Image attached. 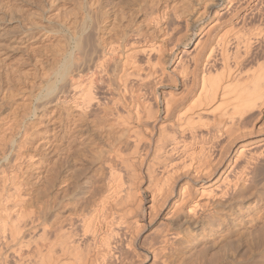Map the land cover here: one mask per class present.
Wrapping results in <instances>:
<instances>
[{
	"label": "bare ground",
	"instance_id": "6f19581e",
	"mask_svg": "<svg viewBox=\"0 0 264 264\" xmlns=\"http://www.w3.org/2000/svg\"><path fill=\"white\" fill-rule=\"evenodd\" d=\"M56 1L58 0H52L49 4L50 13L58 6ZM239 1H217V9H214L216 22L212 23L213 26L211 25L210 29L207 26L208 29H205L206 32L204 30L202 39L198 40L192 50L183 49V54L181 53L182 55L170 72L167 71L165 65L167 60H163L166 58L163 57L164 48L162 49V45H160L162 42L157 43L151 40L152 34H149V38L145 32L146 37L143 33L142 36L146 39L141 38V35H135L138 39L131 37L133 40L125 35L126 32H123L124 36L122 33L120 35L122 41L115 38V40L110 39L102 48L103 50L100 48L102 53L100 54V51L99 56L95 57L94 54L93 58L84 62L76 54L73 56L74 58L68 55L66 48L61 50L59 58L57 56V62H62V64L57 67L54 61V64L52 63L54 67L52 65L49 67L53 71V73L51 70L49 72L52 73L53 77L47 79L48 92H45L46 96H49L47 102L55 101L62 105V108L58 107L57 151L59 154L57 155L60 157L58 156L59 159L56 161L58 166L56 165L55 174L61 175L63 168L71 165L75 155L73 147L77 139L84 134L83 132L88 131L87 133L91 132V134L96 132L97 134L94 127H99L102 122L109 120V116H112V121L116 122H112L113 125L122 126L123 130H126V140L116 142L114 135L117 133H115L113 137L111 134V137L115 139L112 143L111 141L108 142L105 136L107 144L110 145L107 153L105 151L104 158H101L102 162L98 163L102 164L103 167L101 173H99L100 171L96 172V175H100L99 178L97 177L98 179L96 178L98 183H95L100 184L98 186L94 184L95 187L93 188L89 186L92 191L89 189L84 191L90 194L89 197L83 196L86 198L89 211L82 216L75 214L78 217L77 221L73 214L63 220L60 218L59 225H56L58 224L56 222V224H52L56 225L55 228L47 223L48 208L41 210L40 206L39 212H36L37 209L28 210L30 206L28 204L34 197L32 195L31 199L28 198L25 192L28 191L29 193L30 191L27 190L28 188L24 190L26 185L24 186L25 182L22 177L23 166L33 160V156L29 157V153L24 155L25 152H23L28 147L26 146L28 131L25 129V131H19L18 136L12 140L15 147L10 154L11 156L8 154V147L10 146L6 143L7 148H1L3 152H0L6 157V154L10 156L0 163V263L6 264V261L9 260L11 264H177L173 259L168 261V258L177 257L178 252L182 250L184 243L180 241L181 239L186 241L184 239L185 232L194 230L193 240L195 244L198 243L200 241L199 231L205 225H208L211 231L215 230L217 225L223 223V221L221 222L222 216L219 214L225 213L221 209L229 208L232 210V205L237 206L242 199L248 201L247 210L243 213L240 210V213L235 215V212L228 210L230 215H234L230 217L235 218L239 214L244 223L241 226L247 229L246 233L250 237V248L260 250L262 255L260 259H264V61H259V64L248 65L249 62L254 61H251L248 56L250 47L248 44L252 37L246 32L247 29L246 31L245 28L242 29V26H245L252 18L251 16L260 8V0H249V3L246 2L249 6L245 8L243 7L247 5L246 3L241 7L244 0L240 1L241 6L238 5ZM33 2L32 4H34ZM77 2L79 3L76 1V4ZM110 3H113L112 0L99 1L98 7L96 5L97 11L94 12L97 14L96 20L100 16H98L99 8ZM36 4L38 5L37 2ZM38 9H41V14H38L39 17H36L35 20L30 18L31 29H24L20 33L23 35L17 36L21 45L28 36L34 38L44 29L50 31L53 36L62 32L57 24L59 14L55 13V10L50 15L47 12L49 22L47 21V24L45 22L44 25L45 9ZM92 9L95 10V7ZM25 12L28 11L24 10ZM81 12L79 10V14ZM153 12H157L155 15L159 14L157 10ZM31 13L29 11L27 16ZM258 13L260 16L262 15L261 12ZM81 14L83 16V13ZM22 16L24 15L22 14ZM174 16H176L174 26L176 24L178 26L179 23L175 21L181 20V13L176 10ZM155 17L157 19H153L159 21L158 17ZM167 17L172 20V17ZM162 18L165 19V17ZM96 20H93L94 23ZM155 21L154 24L161 23L158 21L155 23ZM183 21L182 18V22H179L183 23ZM170 22L173 21H169L168 26L171 25ZM94 23L92 27L96 30L97 26ZM182 25H179L177 30ZM87 26L86 20L82 22L80 27L74 26L76 29L72 34L79 36L76 39L78 47L84 46L82 34ZM161 27L163 26L161 25ZM93 28L91 29L93 30ZM123 30L125 29L123 28ZM256 30L258 29L256 28ZM33 31L36 32L31 35L30 33ZM156 31L159 33L160 29ZM94 32L91 35L95 34ZM166 33L169 35L170 32ZM259 33L263 34L262 31ZM161 34L163 33L161 32ZM180 34L178 39H176L175 34L176 37L174 35L173 37L172 34L171 36L178 41L181 36L187 35V33ZM256 36L254 34V37ZM67 39L69 41L71 37L67 35ZM8 41L10 40L7 37L0 41L2 43L0 45V57L6 53L2 51L10 46L11 42L7 43ZM171 41L173 44L174 40L171 39ZM171 41L168 42L169 45ZM164 44L166 45V43ZM252 46L253 44H251ZM260 47L262 46L260 45ZM80 49L78 48L77 51H81ZM141 54L147 56H143L147 60L141 59V61H146L145 65L141 64L138 59ZM112 60L115 62L110 64ZM111 67L113 68L111 69ZM104 74L108 79L103 87L105 86L109 97L106 96L107 98L103 101L106 93L103 91L105 93L100 94V96H104L103 98L101 96V101L99 100L100 97L98 98L99 90L97 89L99 86L96 82L105 83L102 76ZM165 78L170 79L169 81L175 84L176 90H164L162 93L165 110L164 120L157 122V119L161 118L158 117L159 112L156 111L158 107L154 108L153 103L150 107L151 101L149 102V99L153 96L148 98L149 96L146 95L147 93L149 95L151 89L153 90L156 85L165 83L166 81H163ZM58 81H61L62 85L59 84L56 91ZM179 85L183 86L181 90H177ZM100 91L102 92L101 89ZM152 101L154 102V99ZM59 104L58 106H60ZM94 105L95 107L99 106L101 109L99 111L103 112V116H99L101 112L98 110L99 113L96 112ZM0 106H2L1 103ZM28 109L30 110V108ZM109 121L108 124L105 122L103 125H109ZM11 125L9 126L12 127ZM4 127L6 128L7 125ZM13 129L11 128V130ZM109 129L113 128L109 127ZM115 129L112 130L113 132L110 130V132L114 133ZM8 130H10L9 127ZM109 134L107 136H110ZM122 135H124L123 132L120 134L121 139L124 138ZM66 137L68 140L65 139ZM102 137L104 138V136ZM65 140L67 141L66 145ZM106 141L104 140L105 144ZM6 144L3 147H6ZM75 149H78V146ZM54 180L57 181L55 176ZM63 181L65 182V180ZM62 184L61 182L60 185L62 186ZM60 189L63 190L65 187ZM58 192L57 194H59ZM146 193H148L147 197L145 196ZM87 194L85 195L87 196ZM84 209H86L85 206ZM80 212L82 213V211ZM74 220L81 223L80 226L78 225L80 227L78 229L83 232V237H85L86 249L84 250L80 248L81 244L77 237L78 226L76 227ZM3 248H7L9 253L5 254ZM136 248L140 251H137ZM181 253L183 252L181 251ZM183 257H181L182 263L187 264V260L185 262Z\"/></svg>",
	"mask_w": 264,
	"mask_h": 264
},
{
	"label": "rangeland",
	"instance_id": "374dc122",
	"mask_svg": "<svg viewBox=\"0 0 264 264\" xmlns=\"http://www.w3.org/2000/svg\"><path fill=\"white\" fill-rule=\"evenodd\" d=\"M33 1H35V2H33ZM33 1H31V0H27V1L26 0H19V1H17V0L16 1L15 0H0V34L3 33L0 35V41H3V39H5V37H7V39L10 40L7 43L11 42L9 44L10 46H8L4 51H2L3 53L4 52H6V53L2 54V57H0V59H2V60H0V103L2 105V106H0V152H3V149H1V148H7V144H8L10 146V147H8L9 152H10V153L8 152V154L10 155L12 153V151L14 150V147H15V145H14L15 143L12 142V140L15 139V136H18L19 131H22L24 129L28 131L29 135L27 136V144H26V146H28V147L25 148V151H23V152H25L24 155H27L29 153L28 154L29 157L33 156V160H30L29 163L28 162L25 163V165L23 166V169H22V177H23L24 182H25L24 186L25 185L27 186V187L26 186L24 187V190H26L28 188L27 190H29L31 192V194H30V192L28 193V191L27 192L24 191V192L27 193V196L30 199L34 196L31 200L28 199V200H30V204H28V206L30 205L28 207V210L31 211V210L37 209L36 212H39L40 206H41V210H43V209L46 210V208H48L47 213H46L47 223L50 224V226H52V227L54 226L53 228H55L56 225L60 224V222H58L61 220L60 218H62V220H63V219L68 218L69 216H71L73 214L74 218H76L75 220L77 221L78 214L80 216H82V214L84 215V214H86V212L89 211V206H88V203H87L85 197H89L90 194H87L88 192L87 193H85V192H86V189L90 190L93 187H95L94 184L96 186H98L100 184V183L96 184V183H98L96 181L99 178V175H100L99 173H101L103 165L102 164L100 165L98 163L102 162L101 158L104 155H106L107 150L109 148L110 144H107L106 139H108V142L111 141L112 143L115 141V139H116V142H118L119 140L120 141L124 140V139L126 140L125 136L127 133L126 130H123L122 126L117 127L118 125H116V126L113 125L116 122L112 121L113 120L112 116H109L108 119L110 118L109 120H111V121L106 120V121L101 123L102 126L99 124L100 125L99 127H96V128L94 127V129H96V131H97V134L95 131H94L95 132L94 134H91V132L87 133L88 131L87 132L84 131L83 132L84 134L82 133L84 136L81 135L79 137V139H77V142L74 145V147L78 146V149H75L76 147L75 148L73 147L75 155L73 157L71 165L63 168L62 173H61L62 176L61 175L57 176L55 174L56 173L55 170L57 169L56 165L58 163L56 161H58V159L60 157L59 155H57V154H59L57 151L58 150V148H57V144H58L57 121L58 120L57 119H58V115H59L58 109L60 107L62 108V105H60L59 103H57L55 101H53L52 103L47 102L49 96L48 95L46 96V93L48 92L47 91V79L49 80L51 77H53V75H52L53 71L49 67H51V65H52V67H54V65H53L54 61H55L57 67L62 64V62H57V56L59 58V55L62 52L61 50L66 48L68 51L67 52L68 55H71L73 57L76 54V56H80V58H82L81 61L84 62L86 60L93 58L94 54H95L94 55L95 57L99 56L102 53V50H103L102 48L104 47V45H106V42L110 41V39H113V40L119 39L120 41H122V39H121L122 36H120V35L123 34V36H124L125 32H126L125 35L129 36L128 37L129 39H131V37L133 39H138V37H135V35L136 36L141 35L140 36L141 38L146 39L142 36V33L145 36V34H144V32H145L146 34H148V35H146L148 37L152 34L151 38L149 37L151 40H154L157 43L162 42L160 44V45H162V49L164 48L163 49L164 56L163 55L162 56L164 58H166L163 60L164 61L167 60V63L166 64L163 63V64L166 65V67L168 69L167 71L170 72L173 69V65H176L177 60H179L180 56L183 54V49L192 50L195 47L198 40L202 37L204 30L205 29L207 30L208 27L210 29V26L211 25L213 26L214 22H216V16L214 13V11H215L214 9H217V3L220 0H160V1L159 0H127V1L126 0H112V2H113L112 4L110 3L109 5H105L101 8H99L98 16L99 15L100 16H99L98 20H96L95 16H97V14H95L94 12L97 11V7H98L100 0H82V1L81 0H58V1H56V3H58L57 7H58L59 11L56 10L57 9V7H56L55 9H53L51 11V13L49 12V4L52 2V0H42V3H41V0H38L39 2L37 0H33ZM76 1H79V3L77 2V4H76ZM240 1L242 2L243 0H240ZM240 1H239L238 5L241 3ZM248 1L249 0H244L241 3L242 6H241V4H240V6L243 7L244 4ZM261 1H262V3H261ZM32 2L34 4H32ZM36 2L38 3V5L36 4ZM156 2L157 3L159 2V3L157 4ZM263 2H264V0H260L259 7L262 10L259 7H258L259 9H257V11L261 12L262 15L260 16V13H258L256 11V13L253 14V16H251L252 17V18H250L251 20L249 19V21L247 22L248 24L246 23L245 26L244 25L242 26L243 28L241 27L242 29L245 28L244 29L245 31L247 29L246 32H248L249 36H251L253 38L252 39L250 37L251 39L249 40L248 47L249 46L250 47H249V55L248 56H249V59L251 58L250 59L251 61L252 60H254V61H252L251 63L249 62L248 63L249 66H250V64L251 65L259 64L260 63L259 61H261V62L264 61V58H263L264 57V41H261L264 39V38H262L264 36L263 35L264 34V15H263L264 14V11H263L264 3ZM12 5H14V6H12ZM45 5H47V6L45 7ZM61 5H62V7H60ZM96 5H97V7H96ZM261 5H262V7H261ZM32 6H34V7L32 8ZM148 6H150V7H148ZM248 6H249V4L245 5L243 8L248 7ZM93 7H95V10L92 9ZM154 7H155L154 10L155 11L157 10L159 12L158 15H155V14H157V12H155V13L153 12ZM38 8H44L45 9L44 12H46V13H44V25H45V22H46V24L49 22L47 20L48 13L50 15L55 10L56 12L55 11L54 12L59 14V16H58L59 19L57 18V21H58L57 24L61 28L62 32L53 36V34L50 31H46V29H44V30L39 32L38 36L37 35H35V37L33 36L34 38L28 36V38H30V39H28V38L25 39L26 43L24 40L22 42V45H21V42H19V40H17V36L18 35L22 36L23 34H20V33L24 29L25 30L31 29V27H32V25L30 24L31 19L35 20L36 17H39V15L41 14V9L39 10ZM164 8L166 9V11ZM78 9L80 10V12L82 11L81 13H83V16L81 13L79 14ZM85 9H86V11H85ZM114 9H115V12H114ZM22 10H23V12H22ZM24 10L28 11V12L24 13ZM89 10H90V13H89ZM163 10L165 11V13ZM176 10L181 13V16L184 20L183 23H180V22H182V18H180L181 20L175 21V22L179 23L178 26L183 24L181 27H179L181 29V32H179L180 29H178L179 31L177 30V28H178L177 24L175 25L176 28L174 26V24H175L174 20L176 19V16H174V15H175ZM29 11H30V13L32 11H34V12H32L33 14L31 13V14H28V16H27V13H29ZM167 11H169V12H167ZM197 11H199V12H197ZM19 13L21 14V16H19L20 15ZM92 13H94V16H92ZM163 13L165 16L163 15ZM166 13H167V15H166ZM22 14L24 16H22ZM25 14L27 17L25 16ZM70 14H72V15H70ZM77 14H79V15H77ZM111 14H113V15H111ZM211 14H214V15H211ZM146 15H148V16L146 17ZM151 15H152V17H151ZM154 15L158 17L159 21L158 20L157 21L161 22V23L154 24V21L157 19ZM18 16H19V19L17 18ZM110 16H111V18H110ZM161 16L165 17V19L162 18ZM167 16L172 17L171 18L172 20H170V18L168 19ZM23 17L27 18V19L24 20ZM160 17H161V19H160ZM257 17L260 19V21H258L259 19ZM107 18H109V19H107ZM148 18L150 19V21ZM185 18H186V20H185ZM255 18H257V19H255ZM84 20H86L87 25H88L86 27L85 32L82 34V39H83L82 42H83L84 46L82 47V45H80V47H78L76 44V39L79 38V36L74 35L72 33L76 29V28H74V26L77 27V25H78L80 27ZM93 20H96V23H94ZM253 20H256V21L252 22ZM20 21H21V23H20ZM101 21H102V23H101ZM157 21H155V23ZM169 21H173V22H170L171 25L168 26L167 24H169ZM151 22H153V23L151 24ZM165 22H167V24H165ZM186 22L189 25L185 24ZM249 22L253 25L254 24H256V25L252 26ZM93 23L95 26H97L96 30H95V28L92 27ZM105 23H107V24H105ZM161 25L163 27H161ZM187 25H188V27H187ZM258 25H260V26H258ZM105 26H107V27H105ZM171 26L173 27V30H172ZM69 28H71V29H69ZM91 28H93V30ZM118 28H119V30H118ZM123 28L125 30H123ZM156 28L158 30L160 29V31H158L159 33H157ZM166 28H168L170 31L168 29L166 30ZM250 28H251V30H250ZM256 28L258 30H256ZM16 29H17V31H15ZM104 29H106V30L104 31ZM252 29H254L256 31H254ZM129 30H130V32H128ZM206 30H205V32H206ZM260 30L263 32V34L259 33V32H261ZM257 31L259 34H261L263 36L260 37L261 35L259 36ZM35 32L36 31H33L30 34L31 35L35 34ZM92 32H94L95 34L91 35ZM127 32H128V34H127ZM161 32L163 34H161ZM166 32H168V33L170 32L169 35H167ZM179 33H181L182 35H183V33H187V35H183V37L181 36V39L177 41L176 39H178L180 37ZM252 33H253V35H252ZM110 34H111V36H110ZM153 34H154V36H153ZM171 34H172V36L175 34L177 36V38L176 39L173 38L175 35L172 37ZM254 34H255V36L257 35L259 37H257V36L254 37ZM2 35H4V36H2ZM67 35H69V37H71V39L73 41L71 39L68 41ZM116 35H118V36H116ZM155 35H156V40H155ZM160 35H162L164 38ZM165 35H167V36H165ZM36 36H37V38H36ZM83 36H84V38H83ZM170 36H171V38H169ZM149 38H147V40H149ZM133 39H131V40H133ZM171 39L174 40L173 44H172ZM257 39H259V40L257 41ZM169 41H171L170 45L168 44ZM260 41H261V43H259ZM82 42H81V44H82ZM164 43H166V45ZM1 44L2 43H0V45ZM73 44H74V46H73ZM175 44L177 45L176 47H175ZM251 44H253L252 47H251ZM260 45L262 47H260ZM171 46H173L174 48ZM72 47H74V48H72ZM257 47L262 48V49H258ZM78 48L79 49L81 48L80 49L81 51H77ZM100 48L102 50H100ZM170 48H171V50H170ZM72 50H73V52H72ZM90 50H92V51L89 53ZM250 50H251V53H250ZM79 52H80V54H79ZM99 52H100V54H99ZM88 53L91 55H89ZM253 54L254 55L256 54V55L254 56ZM55 55H56V58H55ZM250 55L254 56L253 58H255V59H253ZM143 56L144 55L141 54V56L138 57L139 61H141V59L147 60V58H143ZM144 57H147V56L145 55ZM257 57H258V59H257ZM144 60H142L140 63L144 64L146 62ZM112 61L110 62V64H113L115 62L114 60H112ZM256 62H258V63H256ZM79 63H81V62L79 61ZM112 66H114V65H112ZM112 68L113 67H111V69ZM50 70L52 73H49ZM105 75L106 74L102 75L103 78L105 79V83H102L100 81L96 82V83H98L97 86H99L97 89V90H99L97 93L98 98L100 97L99 100H101L105 96L104 99H102L103 101L107 97H109V94H107V92H106L105 86L103 87L104 84L106 85V83H107L106 80L108 79V77ZM165 79L163 80L164 82L166 81L165 83L162 82L161 85L159 84V85H156L155 87H153V90L156 88L154 91L150 87L151 91H153L151 95H150L151 91L148 88V91H150V92H149V95H148V93L146 95V96H149L148 98H150L151 96L154 97V98L153 97L150 98L151 100L149 99V102L151 101L150 102L151 104L149 103L150 107L153 103L154 108L156 106L159 108V109L156 108L157 109L156 111L159 112L158 117H161V118L157 119V122L158 121L161 122L164 120L163 115L165 114V110H164V98L162 96V93L164 92V90L165 91H169L170 89L176 90L175 84H173L171 81H169L170 79H168V78H165ZM167 79H168V83H167ZM169 82H170V85H169ZM101 83H102V85H101ZM59 84L62 85V82L58 81V83H57L58 86H56V88H57L56 91L58 90ZM152 86H154V85H152ZM171 86H174V88H171ZM178 87H179V89H177V90H181L183 86L179 85ZM99 88L102 90V92L100 91ZM103 91H105L106 93ZM155 93L156 94L158 93V95L156 96ZM100 94H104V96L101 95L102 96V98H101ZM41 97H43V98H41ZM153 99H154V102L156 101V103H154L152 101ZM43 101H44V104H42ZM58 104L60 106H58ZM37 105H39V106H37ZM95 105H96V102H95ZM95 105H94V107H95ZM37 107L39 110L36 109ZM97 107L99 108V106H96L94 108L96 112L101 110L100 108L98 109ZM28 108H30V110ZM31 110H32V112H31ZM99 112H101V113H99ZM99 112H98L99 116L104 115L102 111H99ZM108 121H109V125H103L105 122H106L105 124H108ZM110 122H111V124H110ZM112 122H114V123L112 124ZM4 124L7 125V127H6L7 129L4 127V126H6ZM10 124H12L11 125L12 127L9 126ZM8 127L10 130H8ZM103 127H104V129H103ZM109 127L113 128V129L116 128L117 130L115 129L114 133H112L113 129H109ZM11 128L12 129L14 128V129L11 130ZM5 129H6V131H5ZM105 129H106V132H105ZM110 130L112 132H110ZM169 130H171V129H169ZM107 131H108V133H110L109 134L110 136H107L108 135ZM122 132L124 133V135H122V138L124 136L123 139H121V136H120V134H122ZM85 133H87V135H85ZM115 133H117V134L114 135ZM111 134H112V137L114 135V138L115 137L116 138L113 139L111 137ZM88 136H89V138H88ZM102 136H104V138ZM105 136H106V139H105ZM98 138H99V140H98ZM101 138H102V140H101ZM65 139L68 140L67 137ZM89 139H91V140H89ZM66 140L64 141L65 145L67 142ZM94 140H95V142H94ZM100 140L103 142H101ZM104 140L106 141V144H105ZM129 142H130V140H129ZM99 143L102 144V145L100 144V147H102V148L98 147ZM5 144H6V147L5 146L3 147V145H5ZM96 144H98V145H96ZM88 147L93 148V149L91 150ZM26 149H27V152H26ZM94 151L96 152V154ZM105 151H106V153H105ZM80 153H82V154H80ZM97 153H99V154H97ZM8 154H6L7 155V157H6L0 153V163L4 162L6 160V158H9L11 156V155L9 156ZM72 164H73V166H72ZM76 167H77V169L79 168V170H77ZM70 168H71V170H68ZM96 168H99V169H96ZM94 170H96V171H94ZM96 172H99V173H97L99 175H96ZM95 175H96V177H95ZM54 176H55V179H57V181L54 180ZM76 177H78V178H76ZM66 179H67L68 186L66 183ZM53 180H54V182H53ZM63 180H65V182ZM61 182L63 183L62 186L60 185ZM71 182L73 185L71 184ZM70 185H71V187L74 188V190H73V188L69 187ZM89 186L92 188H90ZM64 187H65V189H63ZM60 188H62L63 190H61ZM90 191H92V190H90ZM57 192L60 195L57 194ZM61 192H62V194H61ZM83 192L85 194H87V196ZM81 193H83V195H80ZM79 195L81 196V198ZM147 195H148V193H146L145 196L147 197ZM83 196H85V197H83ZM34 198H35V200H34ZM84 201H85V203H84ZM78 202L79 203L81 202L80 205ZM46 203H48L49 206L46 205ZM50 206H51V208H50ZM84 206L86 209H84ZM247 206H248V201H246V199L245 200L242 199L241 203H239L237 206L232 205V207H233L232 210H229V208L221 209L225 213V214H219L222 216L221 222L223 221V223L221 225H217L216 229L212 230V231L210 230L208 225H205V227L199 231L200 232V235H199L200 241L196 244H195V241L193 240L195 231L191 229L190 231L185 232V234H184L185 238L184 239H186V241L183 239H181V241H180L181 243H182V241L184 243V244H182L183 246L181 245L183 247L181 250L183 253L180 254L181 251L178 252L177 257H175V258L169 257L168 261H172V259H173V260H175L174 262H177V264H179V263L183 264L182 263L183 259L181 260V257H183V255L185 254L183 258L185 259V262L187 260V262H186L187 264H264V259L263 260L260 259V258H262L261 251L258 249L253 250L250 248V237L246 233L247 229L245 227L241 226V224H244V223H243V220L241 219V217L239 216V214L235 218L230 217V216H234L237 213H240V210H241V213L245 212L247 210L246 209ZM87 207H88V209H87ZM74 208H75V210H74ZM228 210L231 212H235L234 215H230V212ZM77 211H78V213H77ZM80 211H82V213ZM57 217H58V220H56ZM76 221H75L76 227L78 225L80 226V224H81V223H79V221L81 222L80 218H79L78 222H76ZM55 222L58 224H56ZM52 224H56V225H52ZM79 226L77 227V229L78 228L80 229ZM79 229H78V236L77 237L80 241L79 243L81 244L80 248L82 250H84V249H86V245L84 242L85 237H83V232L79 231ZM81 232H82V234H80ZM81 242L82 243L84 242V243L82 244ZM137 251H140V249H137ZM3 252H5V254L9 253L7 248H3ZM8 261H6L7 263L6 262L5 263L9 264L11 262V261H9V262ZM3 263H0V264H3Z\"/></svg>",
	"mask_w": 264,
	"mask_h": 264
}]
</instances>
